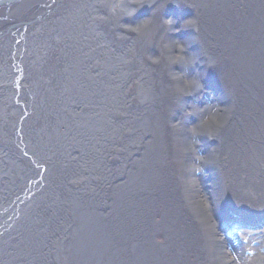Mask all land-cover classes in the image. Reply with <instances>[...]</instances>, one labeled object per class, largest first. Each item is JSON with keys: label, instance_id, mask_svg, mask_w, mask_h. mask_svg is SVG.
<instances>
[{"label": "bare ground", "instance_id": "1", "mask_svg": "<svg viewBox=\"0 0 264 264\" xmlns=\"http://www.w3.org/2000/svg\"><path fill=\"white\" fill-rule=\"evenodd\" d=\"M75 1L21 0L0 11V28L59 2L26 31L44 46V29ZM105 3L116 19L147 7L146 25L176 5L182 16L152 59L166 70L127 85L145 90L139 109L127 98L97 104L90 143L72 141L57 159L56 139L67 138L46 133L34 149L45 169L29 188L40 160L35 170L0 150V264H264V223L227 241L222 225L227 214L264 219V0Z\"/></svg>", "mask_w": 264, "mask_h": 264}, {"label": "water", "instance_id": "2", "mask_svg": "<svg viewBox=\"0 0 264 264\" xmlns=\"http://www.w3.org/2000/svg\"><path fill=\"white\" fill-rule=\"evenodd\" d=\"M20 1L0 0L4 17ZM58 5L59 2L54 10ZM175 7L171 3L159 10V17L166 16L167 23H158L159 18L146 25L143 21L151 14L145 6L137 10L129 4L128 12L116 19L110 17L116 13V7L111 9L105 0H78L72 7H64L59 12L62 15L45 26L41 35L45 45L40 47L35 41L26 40V31L54 10L31 22L19 19L0 28V38L9 37L6 45L0 46V150H9L15 162L27 160L31 169L37 170L36 162L40 160L43 170L27 188L30 183L41 181L46 160L34 149L46 133H63L67 138L56 139L60 143L56 145L55 158L59 159L66 148L74 146L72 141L90 143L101 114L97 104L127 98L138 109L142 106L139 95L142 98L145 90L127 89V85L146 76L150 79L158 69L166 70L167 61L152 59L160 56L157 46L166 42L162 34L168 35L174 27ZM178 64L179 70H183V61ZM77 101L78 107L73 105ZM87 148H83L85 153ZM47 153L52 151L45 149L43 154ZM60 162L64 164L62 158ZM59 169L64 175L67 167ZM62 180L57 182L58 191L63 188Z\"/></svg>", "mask_w": 264, "mask_h": 264}, {"label": "rangeland", "instance_id": "3", "mask_svg": "<svg viewBox=\"0 0 264 264\" xmlns=\"http://www.w3.org/2000/svg\"><path fill=\"white\" fill-rule=\"evenodd\" d=\"M177 11V16H182V12L180 10H176ZM47 11L45 10L43 13L45 14ZM5 26V25H4ZM186 32V30L184 31ZM182 35H183V32H181ZM185 34V33H184ZM179 37H181V35H178ZM178 37V38H179ZM181 40H182V37H181ZM192 50V49H191ZM220 94V93H219ZM202 145V144H201ZM206 154V153H205ZM207 155V154H206ZM211 167V166H210ZM210 171L207 170L206 171V175L209 176V175H212V173H209ZM213 176V175H212ZM206 177V176H205ZM243 218V217H241ZM264 219H258V222L256 221H252V220H243V219H235V218H232L230 217L228 214H227V217L224 218V220H222V225H223V228H224V231L226 233L225 235V241L231 239V237H234V232H237L239 230H247L248 228L254 226V225H257L259 223L260 227L262 226V224L264 223L263 221ZM234 239H233V242H234Z\"/></svg>", "mask_w": 264, "mask_h": 264}]
</instances>
